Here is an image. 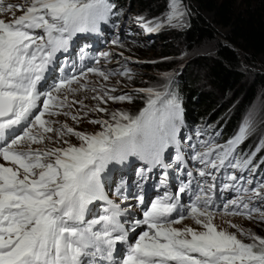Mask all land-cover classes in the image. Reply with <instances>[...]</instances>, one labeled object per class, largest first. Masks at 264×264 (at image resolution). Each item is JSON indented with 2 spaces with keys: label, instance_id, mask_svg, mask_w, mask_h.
Segmentation results:
<instances>
[{
  "label": "snow or ice",
  "instance_id": "1",
  "mask_svg": "<svg viewBox=\"0 0 264 264\" xmlns=\"http://www.w3.org/2000/svg\"><path fill=\"white\" fill-rule=\"evenodd\" d=\"M166 8L161 17L137 15L134 23L146 33L190 26L184 0H167ZM6 12L11 19L2 18ZM120 15L110 0H0V264H264V237L231 221L236 232L214 223L217 214L264 221V175L253 178L264 165V157L256 160L264 137L251 152L240 151L256 131L251 115L225 143L217 142L220 133L212 125L182 134L184 108L171 79L132 90L145 98L138 114L109 113L102 104L131 103L135 97L115 94L117 88L106 83L95 85L89 76L131 80V70L103 68L100 61L110 62V52H100L86 67L84 48L79 67L68 55L58 60V54L70 53L78 34L99 33L102 22ZM82 91H91L97 103L90 107L89 97L75 99ZM89 113L109 118L89 119L100 125L94 133L58 119L63 115L79 124ZM130 158L143 166L134 170L131 184L121 176L118 203L105 187L116 166ZM189 160L199 167L188 168ZM157 168L163 170L162 185L169 170H179L185 179L174 193L147 200L144 182ZM225 192L233 197L218 203ZM98 203L103 214L94 211ZM189 218L201 230L177 227Z\"/></svg>",
  "mask_w": 264,
  "mask_h": 264
},
{
  "label": "trees",
  "instance_id": "2",
  "mask_svg": "<svg viewBox=\"0 0 264 264\" xmlns=\"http://www.w3.org/2000/svg\"><path fill=\"white\" fill-rule=\"evenodd\" d=\"M116 4H123L125 0H112ZM138 12H148L155 15L167 5V0H132ZM191 0L203 11L211 12L214 24L228 28L227 43L216 41V53L202 55L195 58L192 64L201 71L204 79L209 83L210 91L195 89L196 79L192 76L191 66L179 77L174 88L184 97L183 107L186 108V117L189 120L209 118L217 121V126L223 127L225 136L234 135L248 113L253 110L257 101L258 91L256 86L264 89V74L258 73L257 77L247 75L241 65L249 64L258 56L264 55V0ZM216 31L213 23L208 22L202 14L191 19L188 29L180 31L179 40L186 45L200 42L202 39L216 40ZM159 40L167 42L170 32H161ZM165 62L154 67L156 71L165 70ZM227 99L226 105L222 100ZM231 110L230 116L225 112ZM136 112H133V115ZM264 125V121L262 122ZM264 129V126H263ZM264 131L255 137L252 135L242 145V151L254 149ZM263 152V151H261ZM258 153L259 161L264 155ZM264 169V165H261Z\"/></svg>",
  "mask_w": 264,
  "mask_h": 264
},
{
  "label": "rangeland",
  "instance_id": "3",
  "mask_svg": "<svg viewBox=\"0 0 264 264\" xmlns=\"http://www.w3.org/2000/svg\"><path fill=\"white\" fill-rule=\"evenodd\" d=\"M7 2L11 3H21L22 0H7ZM239 4L241 0L237 1ZM185 5L190 9V16L188 18L189 25L191 24V19L196 18L199 14H202L204 18L210 22L213 23L215 26L216 31V40H210V39H202L200 42H195L193 44L186 45L183 43V41H180L179 34L180 31L188 29V27L183 28H164L158 33L161 34V32H170L171 38L167 42H161L159 40V34L157 36L153 35L152 37H149L150 33H146L141 27H139L137 24L134 23V17L137 15H143L147 19L151 20L153 18L161 17L167 10L165 7L164 10L161 11V13L157 12V9H155V15L150 14L148 12H145L144 10L142 12H138L136 9V4L132 0H125L123 4L121 5V12L125 18V20L129 23L130 30L137 29V34H127L124 30L121 33V35L124 33V36H121L123 38L122 41H119L120 43L117 45L111 44L110 47V53L111 61H101V66L103 68H116L119 69L121 67H126L131 70V74L133 76V79L129 80L125 76L116 75L110 78L108 82H104L101 77L96 76L95 74H91L89 76V81L95 85L99 84H107L109 87H116L117 93L115 94H121L124 91L129 92L132 94L135 99L131 102H108L107 105H101L102 107H107L108 112L116 111V110H122V111H128L129 113L133 114V112H136L141 108L145 102V98L143 94H138L132 92L133 89L138 88H146V87H159L168 79L173 80V78L177 75H181V73L185 72V69L189 66H191V72L192 76L196 79L195 89L200 91H206L209 92V83L204 79L201 71H199L193 64L192 61L195 58H198L202 55H213L216 53V41H222L224 43H227L226 35L229 34L228 28L222 27L220 25L214 24V17L211 12L203 11L196 3L191 2V0H184ZM167 6V5H166ZM15 11V15L18 16L21 12ZM131 15V17H130ZM12 13H4L2 18L5 19H11ZM121 27V25H120ZM124 24V28H126ZM78 34L77 36H79ZM116 38V37H114ZM120 38V37H118ZM122 45V47H121ZM72 49V48H71ZM70 49V50H71ZM118 53H123V55H118ZM59 56H62V54H59ZM162 62H165L166 69L162 71H156L154 70V67L162 64ZM241 69L249 75L257 77L258 73L264 74V55L258 56L256 60H253L252 63L245 64L243 63L241 66ZM165 74H168L167 77ZM256 90L258 93V99L254 103V107L251 113H248L247 117L251 115L253 121H254V127L256 129L254 137L260 132L264 131L262 122L264 121V89L262 87L256 86ZM93 93L91 91H82L79 95L75 97V99L79 100L85 96L89 97L85 100V104L88 106H94L97 101H94L91 99V96ZM71 99V97H70ZM227 99L222 100V105H226ZM78 105L74 106L72 108V112L75 113L78 110ZM135 113V114H136ZM134 114V115H135ZM231 110H228L224 113L226 117L230 116ZM103 117L104 119H108L109 117L103 113H89L88 117L81 119L79 124L72 121L69 117H65L61 115L58 117V119L61 122H67L69 126H72L76 130L79 131H86L90 133H94L96 131L100 130V125H94L88 122L91 118H100ZM193 132L198 127H205L203 124L200 126H194ZM70 140L73 144H78L79 141L75 137H66ZM195 140V138H194ZM55 146V145H54ZM33 147H42V145H34ZM264 155V151L261 152L260 155ZM196 164V163H195ZM198 167L199 165L196 164ZM247 175V174H246ZM254 177V176H253ZM255 180H261L260 178H255ZM264 182V181H262ZM233 197L232 193L225 192L223 195L222 200L218 201V203L226 202L228 199H231ZM190 219V218H189ZM192 221V219H191ZM228 221H231L232 223L238 225L239 227L245 229V230H251L253 233L260 235L264 237V221H260L258 218L253 220H248L244 216H227V215H219L217 214L216 218L214 219V223L217 225L218 229H224L228 232H236L237 230L235 228H232L229 226ZM189 220L185 219L182 224L177 225V227H183L185 224H188ZM192 227L197 228V230H201L199 226L195 225L193 221V225L190 223ZM238 238L244 240L245 242H250L245 236H241L239 233H237Z\"/></svg>",
  "mask_w": 264,
  "mask_h": 264
},
{
  "label": "bare ground",
  "instance_id": "4",
  "mask_svg": "<svg viewBox=\"0 0 264 264\" xmlns=\"http://www.w3.org/2000/svg\"><path fill=\"white\" fill-rule=\"evenodd\" d=\"M189 220V223L188 224H185V225H189L190 223L193 225V220L191 221V219H188ZM191 226V225H189Z\"/></svg>",
  "mask_w": 264,
  "mask_h": 264
}]
</instances>
